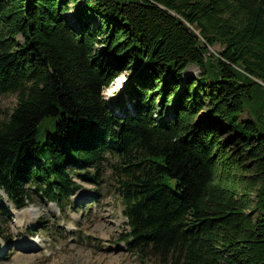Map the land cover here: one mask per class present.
<instances>
[{"label": "trees", "instance_id": "obj_1", "mask_svg": "<svg viewBox=\"0 0 264 264\" xmlns=\"http://www.w3.org/2000/svg\"><path fill=\"white\" fill-rule=\"evenodd\" d=\"M127 68L114 110L102 90ZM5 92L14 208L108 166L138 264H264V0H0Z\"/></svg>", "mask_w": 264, "mask_h": 264}, {"label": "rangeland", "instance_id": "obj_2", "mask_svg": "<svg viewBox=\"0 0 264 264\" xmlns=\"http://www.w3.org/2000/svg\"><path fill=\"white\" fill-rule=\"evenodd\" d=\"M210 49L216 51L219 46L213 44ZM186 67L188 73L197 75V66ZM129 73L131 69H125L119 73V80L113 79L102 90L114 110L119 93L121 104L128 102L120 91ZM15 101V92L0 94V117L8 113ZM46 129L53 132L52 125ZM43 136L39 129L36 138L42 140ZM223 137L227 138V133ZM71 175L79 187L61 205L35 193L23 209L14 208L9 201L5 203L8 209L3 232L7 240L0 237V264H138L135 255L117 239L127 226L108 166L99 184L76 173ZM20 216L26 220L24 223L18 222Z\"/></svg>", "mask_w": 264, "mask_h": 264}, {"label": "bare ground", "instance_id": "obj_3", "mask_svg": "<svg viewBox=\"0 0 264 264\" xmlns=\"http://www.w3.org/2000/svg\"><path fill=\"white\" fill-rule=\"evenodd\" d=\"M185 72V71H184ZM186 72H188L187 70H186ZM27 207V206H26ZM25 208V207H24ZM21 220V216L19 217V219H18V222ZM26 220L24 219L23 220V223L25 222Z\"/></svg>", "mask_w": 264, "mask_h": 264}, {"label": "water", "instance_id": "obj_4", "mask_svg": "<svg viewBox=\"0 0 264 264\" xmlns=\"http://www.w3.org/2000/svg\"><path fill=\"white\" fill-rule=\"evenodd\" d=\"M254 81H257V80H255V79H253Z\"/></svg>", "mask_w": 264, "mask_h": 264}]
</instances>
